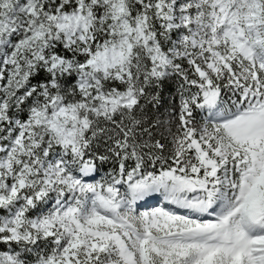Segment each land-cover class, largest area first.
Segmentation results:
<instances>
[{"label": "snow or ice", "instance_id": "6c2138e0", "mask_svg": "<svg viewBox=\"0 0 264 264\" xmlns=\"http://www.w3.org/2000/svg\"><path fill=\"white\" fill-rule=\"evenodd\" d=\"M0 264H264V0H0Z\"/></svg>", "mask_w": 264, "mask_h": 264}]
</instances>
